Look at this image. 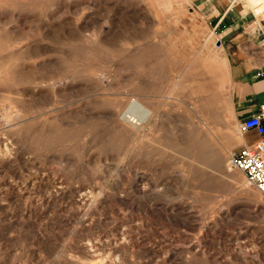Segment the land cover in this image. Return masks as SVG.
<instances>
[{"label":"rangeland","instance_id":"1","mask_svg":"<svg viewBox=\"0 0 264 264\" xmlns=\"http://www.w3.org/2000/svg\"><path fill=\"white\" fill-rule=\"evenodd\" d=\"M219 34L188 0H0V264H264Z\"/></svg>","mask_w":264,"mask_h":264},{"label":"crops","instance_id":"2","mask_svg":"<svg viewBox=\"0 0 264 264\" xmlns=\"http://www.w3.org/2000/svg\"><path fill=\"white\" fill-rule=\"evenodd\" d=\"M207 14L227 65L234 112L239 121L237 146L264 140V133L243 130L240 122L264 103V21L241 0H188Z\"/></svg>","mask_w":264,"mask_h":264},{"label":"built area","instance_id":"3","mask_svg":"<svg viewBox=\"0 0 264 264\" xmlns=\"http://www.w3.org/2000/svg\"><path fill=\"white\" fill-rule=\"evenodd\" d=\"M261 20L264 21V16ZM240 125L243 130L255 129L264 133V103L260 104L256 113L244 118ZM230 160L232 166L242 170L264 197V140L240 147L232 153Z\"/></svg>","mask_w":264,"mask_h":264},{"label":"bare ground","instance_id":"4","mask_svg":"<svg viewBox=\"0 0 264 264\" xmlns=\"http://www.w3.org/2000/svg\"><path fill=\"white\" fill-rule=\"evenodd\" d=\"M135 106L137 107H140V108H145V105L139 101V100H134V103H133Z\"/></svg>","mask_w":264,"mask_h":264}]
</instances>
